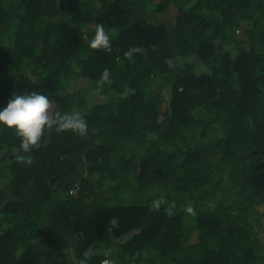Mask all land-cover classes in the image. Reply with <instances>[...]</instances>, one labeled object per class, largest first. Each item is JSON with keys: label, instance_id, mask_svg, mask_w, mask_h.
I'll use <instances>...</instances> for the list:
<instances>
[{"label": "trees", "instance_id": "obj_1", "mask_svg": "<svg viewBox=\"0 0 264 264\" xmlns=\"http://www.w3.org/2000/svg\"><path fill=\"white\" fill-rule=\"evenodd\" d=\"M32 91L88 135L0 124V264H264V0H0V110Z\"/></svg>", "mask_w": 264, "mask_h": 264}, {"label": "clouds", "instance_id": "obj_2", "mask_svg": "<svg viewBox=\"0 0 264 264\" xmlns=\"http://www.w3.org/2000/svg\"><path fill=\"white\" fill-rule=\"evenodd\" d=\"M88 47L98 51H112L111 37L102 23H97L95 35L88 43ZM142 51L140 47L132 46L124 52V57L131 63H135L134 55ZM112 83L110 70L105 68L97 80V88H103L105 85L110 86ZM131 91L125 89V93L121 98H126ZM0 124L8 129H14L15 134L20 138L19 148L14 147L12 154L14 160L21 164L25 163V156L22 153H29L33 149L41 147L40 141L46 130L51 131L54 129L58 134L70 131L80 137L88 135V122L79 111L60 114L54 110L49 98L39 91L12 95L7 106L0 110ZM28 162L30 163V160ZM162 205H167L164 211L168 216L174 214L175 202L157 199L152 202L150 207L159 209ZM184 211L193 217L197 215L192 201L187 202ZM91 255L93 253L88 250L83 253L84 257ZM105 255H108L107 251ZM79 264H86V260H80ZM102 264H110V262L105 259Z\"/></svg>", "mask_w": 264, "mask_h": 264}]
</instances>
